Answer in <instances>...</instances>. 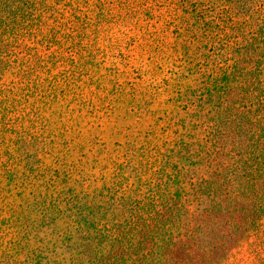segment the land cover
<instances>
[{"label": "rangeland", "instance_id": "rangeland-1", "mask_svg": "<svg viewBox=\"0 0 264 264\" xmlns=\"http://www.w3.org/2000/svg\"><path fill=\"white\" fill-rule=\"evenodd\" d=\"M10 1L17 24L6 54L0 52L5 65L0 69V249L8 251L0 264H36L32 260L36 247L48 255L40 264H47L48 258V264H62L74 251L73 239L68 245L58 239L66 227V213L55 211L54 223L38 227L34 240L35 232L25 228L27 219L45 210L33 202L54 199L64 187L92 191L97 186L107 194L114 160L124 161L123 155L138 159L153 144L159 146L150 163L156 168L164 142L204 119L194 118L196 99L189 96L185 104L175 97L179 74L192 88L204 80L210 46L199 39L191 43L188 51L197 56V66L185 63L181 37L194 33L186 30L193 15L181 13L178 0ZM185 1L187 8L203 13L199 22L212 19L218 24L216 41L223 42L230 35L226 29L251 7L245 2L238 8L234 0ZM263 5L264 0H253L252 9ZM4 15L0 7V16ZM224 49L213 50L205 70L223 68L222 61L230 58ZM208 110L206 106L199 114ZM190 133L192 139L202 137L200 131ZM229 159L239 160L236 151L228 152L218 171L230 197L237 195L236 201H241L240 193L251 190L237 176L241 173L231 172ZM133 166L126 168V175ZM215 172L212 165H198L187 176L194 180L204 176L210 182ZM82 178L87 179L83 187ZM210 185L199 202L188 205L193 217L213 205L233 204ZM249 202V212L237 222L244 229L232 235L231 251L219 264H264V191ZM16 228H22L19 235ZM207 231L224 233L219 227ZM16 235H22L17 251L9 244Z\"/></svg>", "mask_w": 264, "mask_h": 264}, {"label": "trees", "instance_id": "trees-1", "mask_svg": "<svg viewBox=\"0 0 264 264\" xmlns=\"http://www.w3.org/2000/svg\"><path fill=\"white\" fill-rule=\"evenodd\" d=\"M234 1L238 8L245 2L251 7L229 26L230 29L224 28L230 35H225L223 42L222 39L216 41L218 24L214 20L199 22L201 17L204 18L203 13L196 11L197 8H187L185 0H178L181 13L193 15L186 30L194 33L188 39L181 37L183 60L190 66L196 64L197 56H193L188 47L198 39L210 46V54L202 73L204 80L198 88L186 84L185 77L179 74L175 98L185 104L189 96L196 99L199 103L194 104V118L200 116L206 121H194L192 127H183L182 133H176L173 139L164 142L165 151L157 152L161 159L156 168L150 166L154 152L159 149L155 144L138 159L127 160L125 155L122 162L115 159L111 181L105 187L107 194L97 186H93L92 191L64 187L54 199L33 202V205H44L45 210L42 215L27 219L25 228H32L34 232L54 223L56 217L52 214L55 211L66 213V227L60 230L58 239L66 245L73 239L70 247L74 251L61 259L62 264H219L231 251L232 235L237 229H244L237 223L238 218L249 212V201L253 202L264 191V5L256 6V10L252 9L253 0ZM0 7L5 13L0 16V52L6 54L7 42L17 20L10 0H0ZM183 22L189 21L183 18ZM214 42L217 46L212 48ZM160 46L162 43L157 45L156 51ZM222 48L230 54V58L222 61L223 68L217 72L216 69L205 70L213 50ZM3 57L0 56L1 70L5 66L2 65ZM206 106L209 110L199 114ZM188 116L190 119L193 114ZM182 122L186 123V119ZM192 130L200 131L201 139H192ZM178 134L181 136L177 137ZM231 151H236L239 156L238 161L229 159L231 172L241 173L237 176L245 180L251 190V193H240L242 199L239 196L238 199L241 201H236L237 195L230 197L232 192L227 191L225 185L223 187L222 174L218 171L224 167V160ZM131 164L136 167L133 166L126 175V168ZM198 165L215 167L214 179L208 182L204 176L197 180L187 176V171ZM84 179H81L82 187L87 181ZM209 184L233 204L213 205L193 217L188 205L199 202ZM229 226L234 227V231L229 232ZM215 227L224 233L207 231ZM21 229H17L18 235ZM18 235L9 243L14 245L15 251L22 240V235ZM32 238L37 239L36 232ZM7 253V248H1L0 259ZM47 256L36 247L32 260L40 264ZM60 262L56 261V264Z\"/></svg>", "mask_w": 264, "mask_h": 264}]
</instances>
